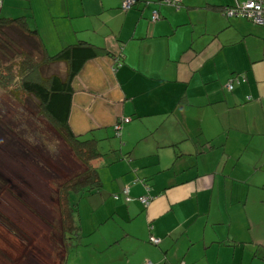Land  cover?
<instances>
[{
	"label": "crops",
	"instance_id": "1",
	"mask_svg": "<svg viewBox=\"0 0 264 264\" xmlns=\"http://www.w3.org/2000/svg\"><path fill=\"white\" fill-rule=\"evenodd\" d=\"M27 1L46 54L79 41L109 53L71 80L70 129L108 144L100 190L77 201L71 264H263L261 27L221 15L235 0Z\"/></svg>",
	"mask_w": 264,
	"mask_h": 264
},
{
	"label": "rangeland",
	"instance_id": "2",
	"mask_svg": "<svg viewBox=\"0 0 264 264\" xmlns=\"http://www.w3.org/2000/svg\"><path fill=\"white\" fill-rule=\"evenodd\" d=\"M20 15L31 24L27 0L1 1L0 17ZM42 20L38 16V23ZM3 32L39 59L38 50L17 30L6 28ZM1 40H4L2 35L0 60L4 61L1 51L10 52ZM61 63L43 66L41 73L61 74ZM9 91L0 86V220L6 223L0 221V263L59 264L63 250L56 189L83 167L58 132L37 113L34 98ZM107 145V141L97 142L99 151L105 155L93 161L96 167L106 160ZM80 215H84L83 209ZM261 245L264 246V242ZM244 246L250 244L246 242ZM73 254L74 247H71L67 264L72 263ZM255 261L264 264L263 260Z\"/></svg>",
	"mask_w": 264,
	"mask_h": 264
},
{
	"label": "trees",
	"instance_id": "3",
	"mask_svg": "<svg viewBox=\"0 0 264 264\" xmlns=\"http://www.w3.org/2000/svg\"><path fill=\"white\" fill-rule=\"evenodd\" d=\"M1 1L2 0H0V7ZM134 2L135 0H133L130 7L134 5ZM157 2L170 5L163 0H158ZM235 2L241 1L235 0ZM235 2L223 6L221 15L224 17H240L249 20L236 13L226 15V11L235 6ZM153 11L156 12L155 10ZM6 28L15 29L19 34L27 38L34 48L38 50L37 52L40 54L39 59H36L34 55L18 46L4 35L3 29ZM0 35L4 37V40H1L3 47L10 52V54H7L1 51V53L5 55V60H0L1 88H8V90H11L9 92L14 95H31L36 101L37 113L58 132L61 139L70 149L72 155L83 167L81 171L60 183L56 189L60 227L59 233L63 250L59 264H66V256L71 247L77 244L79 238L77 201L80 197L96 193L100 190L101 181L97 167L93 164V161L102 156V153L97 147V140L95 138L84 136V134H75L68 125V111L72 93L71 80L86 59L101 53H105L106 55H109V53L103 48L79 41L61 48L53 55H48L45 53L42 44L36 37V31L28 27L24 15L17 17H0ZM54 62H62L64 64V74L61 76L55 72L43 75L41 73V67ZM244 79L242 74H234L224 83V88L226 90H231L234 85L240 84ZM227 83H230L229 89L225 86ZM122 194L124 195L123 192ZM126 196L128 200L131 199L128 195ZM112 197L116 198L117 196L112 195ZM148 198L150 197L148 196ZM135 199L140 202L137 197ZM141 204L145 206L143 203ZM2 224L6 225L5 222ZM10 231L14 233L13 230Z\"/></svg>",
	"mask_w": 264,
	"mask_h": 264
},
{
	"label": "built area",
	"instance_id": "4",
	"mask_svg": "<svg viewBox=\"0 0 264 264\" xmlns=\"http://www.w3.org/2000/svg\"><path fill=\"white\" fill-rule=\"evenodd\" d=\"M165 3H168L172 5L175 8H178L180 5V0H163ZM133 3V0H121L120 8L122 10H127ZM233 13H236L240 16L248 18L252 23L255 25H258L262 28V34L264 39V0H243L241 2H235V6L232 8H229L226 11V15H232ZM157 18L156 12H152L151 20H155ZM116 65L118 63L116 62ZM228 89L230 88V83H227L225 85ZM114 129H119V125L114 124ZM122 192L125 195V200H128L127 195V188L124 187L122 189ZM137 199L146 205L149 201V198L147 196H139ZM150 242L153 244H156L158 242V238L151 237ZM143 264H151L150 262H145Z\"/></svg>",
	"mask_w": 264,
	"mask_h": 264
}]
</instances>
